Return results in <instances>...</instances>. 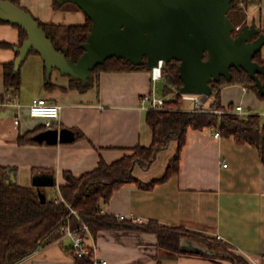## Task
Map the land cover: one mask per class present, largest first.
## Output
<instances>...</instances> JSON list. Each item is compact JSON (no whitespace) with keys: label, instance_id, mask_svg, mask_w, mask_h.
<instances>
[{"label":"crops","instance_id":"1","mask_svg":"<svg viewBox=\"0 0 264 264\" xmlns=\"http://www.w3.org/2000/svg\"><path fill=\"white\" fill-rule=\"evenodd\" d=\"M17 1L45 23L78 24L87 19L74 5L56 7L55 0ZM243 3L246 25L256 24L264 30V0ZM20 41L19 27L0 23V165L17 168L14 179L18 184L36 185L35 177L53 174L55 184L44 189L49 197H55L67 184L66 170L80 176L96 168L101 158L110 163L139 144H151L153 132L147 111L140 107L141 96L154 85L150 69L101 72L86 91L70 88V76L61 73L54 81L56 87L48 89L45 61L40 53L31 52L21 67L22 86L15 94L6 91L5 66L18 56ZM161 83L157 82V89ZM8 94L16 96L20 105L6 103ZM39 97L62 106L52 128L42 127L44 119L29 113L32 100ZM221 101L225 106L241 104L245 113L264 108V98L240 84L224 86ZM192 104L188 109L195 108ZM38 126L37 135L67 129L72 137L60 140L59 133L56 142H49L36 139V135L30 142L27 135L26 141L20 142ZM215 132L212 128L190 129L177 174L151 189L124 184L103 206V212L139 223L153 220L183 227L209 240L228 243L248 264H264V164L260 152L250 143H238L234 136L216 137ZM172 157L160 165L157 174L152 170L159 155L151 167L137 166L134 175L144 182L160 178ZM85 242L95 248L100 264H242L189 237L182 238L181 252L171 253L159 246L155 233L137 229L103 230L97 237L87 233ZM71 246L72 239L64 236L16 264H78Z\"/></svg>","mask_w":264,"mask_h":264},{"label":"trees","instance_id":"2","mask_svg":"<svg viewBox=\"0 0 264 264\" xmlns=\"http://www.w3.org/2000/svg\"><path fill=\"white\" fill-rule=\"evenodd\" d=\"M13 1L19 5L17 0ZM246 1L233 0L229 12L232 21L236 25L241 24L242 27L247 23L245 21L246 11L241 2ZM54 4L56 7L70 4L82 10L71 2L60 3L59 0H55ZM5 22L11 23L0 18V23ZM40 24L45 28L48 37L52 38L55 47L62 51L68 59L72 58L76 61L84 53L82 44L88 40L93 26L89 17L85 23L61 24L40 21ZM17 27L21 31L20 45H22L28 34L22 27ZM239 31L236 30L234 35L236 36ZM1 45L13 46L9 43ZM262 52L255 57L260 63H264ZM179 65L180 61L176 59L163 63L161 84L162 95L166 97L165 108L147 111L146 119L153 132L150 145L139 144L132 148L131 153L110 163L101 158L96 168L80 176H75L71 171L66 170L64 177L67 184L60 187V194L55 197H49L44 187L18 184L14 179L17 168L0 165V264H16L39 248L63 238L69 226L72 229H79L84 224L89 226L90 233L94 237H97L103 230L137 229L153 232L158 237L159 246L171 253L181 252V240L184 237L201 240L210 247L218 246L215 240L204 237V239H199L201 238L200 233L183 227H168L153 220L148 223H139L133 219L103 212V206L124 184L136 183L140 188L151 189L157 183L164 182L177 174L180 170L181 153L190 129L212 128L221 136H234L238 143H250L259 150L264 164L263 115L256 112L238 113L235 111L234 103L225 106L221 101L222 89L228 84H240L254 90L259 97L264 98L255 80L245 70L233 67L230 80L223 76L219 81L211 83L213 91L203 110L188 109L185 108V102L189 100L184 99L180 92L183 81L180 77ZM145 68L152 70L146 63L135 65L125 58L114 56L93 69L86 84H83L80 78L70 76L69 87L86 91L98 80L101 72ZM260 77L264 82V75L261 74ZM45 85L48 89L56 87L54 82L47 81V77ZM21 86V69L18 72L15 71V61L6 64V91L17 94ZM42 127H45V124ZM40 128L38 126L25 134L20 142L23 143L26 139L30 142L35 141L34 137ZM174 141L176 150L163 176L147 182L136 178L134 170L137 166L151 167L158 154ZM41 190L46 193L45 202L41 199ZM82 235L85 237L87 232H82ZM71 250L78 264H94L93 254L78 256L72 247ZM235 258L242 264H248L247 260L240 255H235Z\"/></svg>","mask_w":264,"mask_h":264},{"label":"water","instance_id":"3","mask_svg":"<svg viewBox=\"0 0 264 264\" xmlns=\"http://www.w3.org/2000/svg\"><path fill=\"white\" fill-rule=\"evenodd\" d=\"M71 2L92 22L84 53L76 61L68 59L48 37L40 21L12 0H0V18L22 27L28 34L16 47L15 71L28 55L43 57L47 81L55 68L62 74L80 78L86 84L92 70L111 57H121L149 68L173 59L180 61L181 93L212 94L213 81L232 78V68L245 70L264 95V63L255 59L264 47V30L256 24L244 25L235 36L236 24L229 12L233 0H59ZM70 139L72 132L47 130L36 139L56 142ZM39 178V179H38ZM53 174L35 177L38 187L53 186ZM43 202L46 193L40 191Z\"/></svg>","mask_w":264,"mask_h":264},{"label":"built area","instance_id":"4","mask_svg":"<svg viewBox=\"0 0 264 264\" xmlns=\"http://www.w3.org/2000/svg\"><path fill=\"white\" fill-rule=\"evenodd\" d=\"M244 3L242 2V5ZM237 30L242 28V25H236ZM162 67L163 62L156 67L152 68V79L154 82L153 88L151 91L144 93L140 98V107L143 110H159L164 109L165 99L166 97L162 94H159L156 84L158 81L162 80ZM184 99L192 101L194 103V110H203L204 102L201 98H199L200 94H192V93H182ZM6 103H10L12 105H20L19 100L16 96L8 94ZM60 104H52L49 103L48 100L44 97L34 98L29 107V113L34 118H43L45 121V126L47 128H52L54 123L60 117L61 112ZM235 111L238 113H245L244 106L241 104L236 105ZM19 122V118L16 120ZM216 137H220L219 132H215ZM224 166H228V163H224ZM121 218H124L121 216ZM82 232L90 233L89 226L84 224L79 229H72L70 226L67 228L64 236L70 237L72 239V248L76 255H90L93 254V260L95 264H100L98 260H96L94 256L95 248H91L87 246L85 242V237L82 235ZM106 264V261L102 262Z\"/></svg>","mask_w":264,"mask_h":264},{"label":"rangeland","instance_id":"5","mask_svg":"<svg viewBox=\"0 0 264 264\" xmlns=\"http://www.w3.org/2000/svg\"><path fill=\"white\" fill-rule=\"evenodd\" d=\"M262 51H263L262 55H263V58H264V47H263ZM26 61H27V59L25 60V62ZM23 64H25V63H23ZM58 75L60 77L61 76V72H60L59 69L55 68L53 70V72H52L51 81L52 82L56 81ZM62 75H65V74H62ZM158 92H159V94H162V84L159 85ZM199 98H201L202 101L204 102V106H206L208 104L207 101L209 99V96L204 95V94H200ZM191 105L193 106L192 101H186L185 102V108H188ZM263 109L264 108H259V110H261V111H252V112H257V113L260 112L262 114V110ZM256 110H258V109H256ZM263 118H264V115H263ZM175 147H176V142L174 141V142H172V144L170 145V147L167 150H165L164 152H161L160 154H158L159 158H158V161L156 163V166L152 170V174H157L160 171V169H161L160 165H162L165 162V160L168 158L169 155L173 156V154H174L173 152H174ZM49 191H50V189H49ZM199 239H204V238L201 236V238H199ZM199 241H201V240H199ZM214 242L218 244L216 249L224 251L227 256H229L233 260L237 261V259L235 258V255H238V254L234 251V249L229 244H226L224 242H217V241H214Z\"/></svg>","mask_w":264,"mask_h":264}]
</instances>
